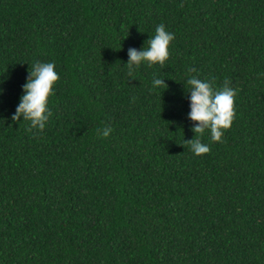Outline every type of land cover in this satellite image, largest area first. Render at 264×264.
Returning <instances> with one entry per match:
<instances>
[{
	"label": "trees",
	"instance_id": "obj_1",
	"mask_svg": "<svg viewBox=\"0 0 264 264\" xmlns=\"http://www.w3.org/2000/svg\"><path fill=\"white\" fill-rule=\"evenodd\" d=\"M161 23L169 58L130 76ZM36 61L42 131L11 119ZM189 75L237 90L220 141ZM0 87V264H264V0H0Z\"/></svg>",
	"mask_w": 264,
	"mask_h": 264
},
{
	"label": "clouds",
	"instance_id": "obj_2",
	"mask_svg": "<svg viewBox=\"0 0 264 264\" xmlns=\"http://www.w3.org/2000/svg\"><path fill=\"white\" fill-rule=\"evenodd\" d=\"M175 38V33L167 30L161 23L156 26L155 34L148 37V46L144 45L137 49L128 48V59L125 65L128 68V74L131 76L135 69L142 63L149 66L159 63L163 65L169 58V45ZM54 61L41 62L36 61L28 69L26 82L22 85V94L16 111L11 119L29 121V127L37 130H43L46 122L51 116L49 108V97L54 93V84L59 80V73L55 70ZM190 71H195L191 69ZM187 92L190 100V111L188 118L193 121L192 130L195 133L202 134L206 129L210 132L211 141H220L224 130L231 127L234 119V101L237 90L230 86V81L225 80L222 88L216 89L213 83L208 79H200L196 75H189L187 78ZM167 86L165 79L154 77L152 80L153 89L158 86ZM5 89L0 87V95ZM112 128L105 126L98 130V135L109 136ZM190 144V150L194 155H201L210 151L208 144L203 143L198 138L186 140Z\"/></svg>",
	"mask_w": 264,
	"mask_h": 264
}]
</instances>
